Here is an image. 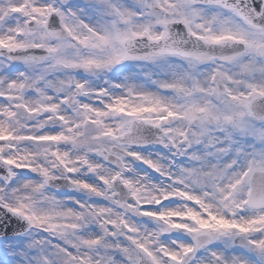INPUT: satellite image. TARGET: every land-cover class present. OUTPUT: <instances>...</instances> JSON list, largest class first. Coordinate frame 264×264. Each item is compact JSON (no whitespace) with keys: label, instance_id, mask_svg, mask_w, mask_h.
Listing matches in <instances>:
<instances>
[{"label":"snow or ice","instance_id":"snow-or-ice-1","mask_svg":"<svg viewBox=\"0 0 264 264\" xmlns=\"http://www.w3.org/2000/svg\"><path fill=\"white\" fill-rule=\"evenodd\" d=\"M0 264H264V0H0Z\"/></svg>","mask_w":264,"mask_h":264}]
</instances>
